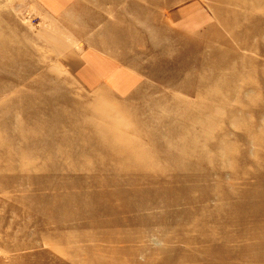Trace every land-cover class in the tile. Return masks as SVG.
I'll return each mask as SVG.
<instances>
[{
  "label": "rangeland",
  "instance_id": "1",
  "mask_svg": "<svg viewBox=\"0 0 264 264\" xmlns=\"http://www.w3.org/2000/svg\"><path fill=\"white\" fill-rule=\"evenodd\" d=\"M66 4L0 0V264H264V0ZM96 36L134 92L66 67Z\"/></svg>",
  "mask_w": 264,
  "mask_h": 264
},
{
  "label": "crops",
  "instance_id": "2",
  "mask_svg": "<svg viewBox=\"0 0 264 264\" xmlns=\"http://www.w3.org/2000/svg\"><path fill=\"white\" fill-rule=\"evenodd\" d=\"M41 7L52 16H62L64 20L70 12L67 0H38ZM87 33V32H86ZM100 36L84 40L81 50L70 52L65 65L80 80L82 85L97 89L107 86L121 96L134 92L140 83V77L117 54L107 50L101 44Z\"/></svg>",
  "mask_w": 264,
  "mask_h": 264
},
{
  "label": "bare ground",
  "instance_id": "3",
  "mask_svg": "<svg viewBox=\"0 0 264 264\" xmlns=\"http://www.w3.org/2000/svg\"><path fill=\"white\" fill-rule=\"evenodd\" d=\"M16 102H17V100L11 101V104L16 106V105H18ZM61 116L65 117L64 113L61 114ZM65 118H64V121H65ZM53 125H54V127H58V128L64 126V124L62 122L55 123ZM101 135H102V139H101L102 145L98 142V140L96 138H94L92 136H90L88 140H90V144H91V147H93V149H99L102 147L101 151L105 152V154H109L110 152L115 153L116 151H122L126 154V157H130V154L132 151L141 150L140 143L137 140L133 141L135 144L129 143L128 145H123L122 143L113 141L108 133L107 134L101 133ZM93 136H97V135H93ZM32 143L34 145L41 144V145H43V147L45 149L49 148V142L43 141L39 138H34L32 140ZM81 149H83V148H81ZM79 150H80V148H79ZM83 151H85V150L83 149Z\"/></svg>",
  "mask_w": 264,
  "mask_h": 264
}]
</instances>
